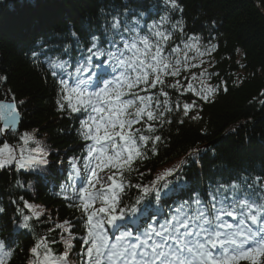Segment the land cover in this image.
I'll list each match as a JSON object with an SVG mask.
<instances>
[{
    "label": "snow or ice",
    "instance_id": "snow-or-ice-1",
    "mask_svg": "<svg viewBox=\"0 0 264 264\" xmlns=\"http://www.w3.org/2000/svg\"><path fill=\"white\" fill-rule=\"evenodd\" d=\"M183 12L180 0L125 5L106 13L98 31L72 32L74 45L65 43L53 52L55 46L45 41L39 51H32L33 62L46 64L55 81L58 110L78 120V136L86 143L82 157H73L71 171L59 185L68 206L80 212V228L74 232L76 224L69 220L57 223L56 228L63 230L60 240L38 237L28 249L26 264H71L76 242L78 264H264V177L217 181L209 186L207 199L181 182L179 166L166 169L147 185L129 179L139 171L137 162L148 159L150 141V150H157L161 136L154 135L155 122L161 127L170 123L166 114L173 108L166 89L181 91L184 85L178 78L202 67L203 57H211L218 47L211 39L190 33ZM73 46L78 49L75 56ZM205 74L213 75L207 68L200 76L192 74L200 87L188 83L187 91L208 101L218 88L201 79ZM6 81L0 75V82ZM0 96L4 141L0 170L43 171L50 153L39 141L28 147L35 141V131H17L23 101H16L9 90ZM182 107L187 116L198 105ZM9 137L22 145L8 143ZM17 184L24 186L19 180ZM133 188L138 193L130 197ZM180 191L190 195L164 206L163 198ZM19 200L22 206L12 201L22 218L18 227L33 230L34 218L50 219L23 196ZM56 243L63 245L59 254L52 247ZM15 252L7 238H0V264H11Z\"/></svg>",
    "mask_w": 264,
    "mask_h": 264
},
{
    "label": "trees",
    "instance_id": "trees-1",
    "mask_svg": "<svg viewBox=\"0 0 264 264\" xmlns=\"http://www.w3.org/2000/svg\"><path fill=\"white\" fill-rule=\"evenodd\" d=\"M150 2L0 0V75L7 77L6 82H0V93L9 90L16 101H23L19 108L22 119L18 132L35 131V141L28 147H36L39 141L50 153L49 165L43 171L0 170V207L5 209L0 213V238H7L16 250L11 264H26L30 255L28 249L38 237L49 236L59 241L63 230L56 228L57 223L69 220L76 224L74 232L80 228L77 220L80 212L68 206L69 201L60 194L59 185L71 171L73 157H82L86 142L78 136V120L58 110L55 81L46 64L37 66L33 62L32 51H39L41 42L45 41L55 46L53 52L65 43L74 45L72 32L78 35L96 32L105 14L113 9L123 10L125 5L135 8ZM180 2L187 30L205 41L211 39L218 47L211 57H203L206 63L202 67L192 68L191 73L185 72L178 78L184 85L181 91L166 89L173 108L166 114L170 123L161 127L155 122L154 135L161 136L157 150L155 153L150 150V141L148 159L137 162L139 171L131 173L129 179L133 184L147 185L166 169L179 166L181 182L207 199L209 186L217 181L227 183L242 176L264 177V103L261 102L264 101V0ZM77 53L78 49L73 46L72 55ZM204 68L213 75L205 74L201 78L218 88L208 101L187 91L188 83L199 88V80L193 81L191 75L200 76ZM169 81L174 82L172 78ZM192 102L198 107L184 115L183 104ZM195 115L199 119H193ZM3 142L0 139V146ZM7 142L17 148L22 145L18 138L9 137ZM18 180L23 187L17 184ZM29 185L35 189V194L29 190ZM190 191L163 198L164 206L187 199ZM137 193L133 188L129 196ZM20 196L44 210L50 219L41 217L37 222L34 218L33 230L18 227L22 218L18 219L17 204L12 201L22 206ZM52 247L57 254L63 251L61 243ZM79 248L76 242L70 255L71 264H78Z\"/></svg>",
    "mask_w": 264,
    "mask_h": 264
},
{
    "label": "water",
    "instance_id": "water-1",
    "mask_svg": "<svg viewBox=\"0 0 264 264\" xmlns=\"http://www.w3.org/2000/svg\"><path fill=\"white\" fill-rule=\"evenodd\" d=\"M21 119H22V116L21 118L19 119V123H18V126H17V131L20 130L21 128ZM3 125V120H1V126Z\"/></svg>",
    "mask_w": 264,
    "mask_h": 264
},
{
    "label": "rangeland",
    "instance_id": "rangeland-1",
    "mask_svg": "<svg viewBox=\"0 0 264 264\" xmlns=\"http://www.w3.org/2000/svg\"><path fill=\"white\" fill-rule=\"evenodd\" d=\"M201 79H203L208 85H211L205 78H201ZM101 175L103 176L104 174L102 173Z\"/></svg>",
    "mask_w": 264,
    "mask_h": 264
}]
</instances>
